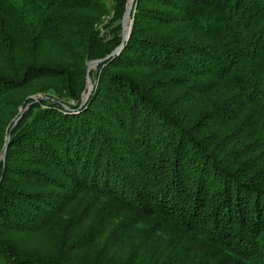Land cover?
Returning <instances> with one entry per match:
<instances>
[{
    "label": "trees",
    "instance_id": "16d2710c",
    "mask_svg": "<svg viewBox=\"0 0 264 264\" xmlns=\"http://www.w3.org/2000/svg\"><path fill=\"white\" fill-rule=\"evenodd\" d=\"M127 1L0 0V152L9 132V147L61 176L15 172L8 147L0 264H86L16 251L3 235L49 224L74 193L159 217L166 237L119 264H179L188 247L212 249L218 264H264V0H134L129 37L90 72L81 105L85 63L120 44ZM42 81L48 98L18 95ZM9 173L52 189L7 187Z\"/></svg>",
    "mask_w": 264,
    "mask_h": 264
},
{
    "label": "rangeland",
    "instance_id": "374dc122",
    "mask_svg": "<svg viewBox=\"0 0 264 264\" xmlns=\"http://www.w3.org/2000/svg\"><path fill=\"white\" fill-rule=\"evenodd\" d=\"M132 1L133 0H131L130 4ZM145 5H150V3L146 2ZM134 12L135 4L133 2L130 13L126 16L125 31L130 22L129 15L133 21L132 16ZM100 30H102V28ZM102 32L105 33V35L107 34V30H102ZM52 54L53 53H50L51 56ZM53 56L64 58V55L57 52ZM38 57L41 61H44V58L48 57L43 48L38 52ZM67 59L68 58H65L66 61ZM88 62L85 63L86 75L88 72L91 79L90 82L93 84L94 88V78L93 74L90 75V72L94 71L97 65L88 68ZM2 63L3 62L0 61V65ZM86 75L85 87L81 93L82 97L88 84ZM46 83L47 81L36 82L30 85V87L23 88L18 92V95L23 99L31 100H37L39 97L48 98V96L44 95L45 93L41 92L46 87ZM189 85L190 84H184L182 88L183 91H185ZM168 93V97H173L179 92L173 90ZM70 102L72 103V101ZM26 108L27 106H24V103L17 106L16 111L18 114L14 119L15 121L22 116ZM7 131L8 128L5 131V135ZM9 139L10 136L8 132V134L4 136V143L0 152V162L3 166L8 164L6 163V152L9 147ZM14 149L15 148L9 147V154L14 156L9 160V165H11L15 172L23 173L25 169L34 168L39 171H45V173L53 175L56 178H61V176L57 175L45 164L32 162L26 159L28 154H22L19 149ZM6 185L10 188L19 185L29 191H45V189H52L51 186H47L46 183L40 182L37 179H22L17 173H9ZM107 201L99 195L89 193H79L77 195V193H74L73 198H70L66 204H63L60 212L55 215L56 218L52 219L49 224L41 226L38 229L24 232L6 230L3 235L6 239L8 238L7 241L10 242L16 251H41L48 254L65 250L66 253L70 255H79L80 258L78 259L81 260L80 262L86 264L108 262L110 264H119L124 260L126 261V259H130V251L136 255V252H138L142 246L146 247L148 244L149 246L151 244L154 245L156 238L166 237V232L163 228L164 225L160 222L159 217L135 216L134 213L120 210L117 207L116 213L111 212L106 210ZM181 251L182 253L180 254L176 251L174 255L175 258L171 261L178 260L179 264H218L216 256H214L216 254H214V251L210 248L199 247L196 254L193 250L190 251V247L182 249ZM211 257L213 258L211 259ZM205 258H209V260L207 261ZM180 259L183 261L181 262ZM169 262L170 261H166L165 264H169Z\"/></svg>",
    "mask_w": 264,
    "mask_h": 264
},
{
    "label": "water",
    "instance_id": "95a60500",
    "mask_svg": "<svg viewBox=\"0 0 264 264\" xmlns=\"http://www.w3.org/2000/svg\"><path fill=\"white\" fill-rule=\"evenodd\" d=\"M133 1H134V0H133ZM133 1H132V3H131L130 5H128V4L126 5L125 11H124L123 16H122V21H121V25H122V33H121V42H120V44H119V45H118V46H117V47H116V48H115V49H114V50H113L108 56H106V57H104V58H102V59L89 61V62L87 63V67H88V68H90V67H92V66H96V65H98L99 63H101V62L107 60L109 57L119 54V52L122 50L125 41H126L127 38L129 37L130 30H131L132 19H131V16H130V15H129L130 22H129V25H128V28H127L126 31L124 30V27H125L126 16L130 13V10H131V8H132V6H133ZM103 35H105V33H103ZM86 76H87L86 78H87V83H88V82L91 81L88 72H87V75H86ZM92 89H93V84L90 82L89 89H88V91H87V93H86L85 98H83L81 105H82V104L88 99L89 95L91 94ZM28 106H29V104L27 105V107H28ZM17 120H18V119H17ZM17 120L13 123V125H12L11 128L14 127V125H15L16 122H17Z\"/></svg>",
    "mask_w": 264,
    "mask_h": 264
},
{
    "label": "bare ground",
    "instance_id": "6f19581e",
    "mask_svg": "<svg viewBox=\"0 0 264 264\" xmlns=\"http://www.w3.org/2000/svg\"><path fill=\"white\" fill-rule=\"evenodd\" d=\"M130 2H131V0H129L128 1V5H130ZM126 30H127V28H126ZM89 86H90V82H88V84H87V89L85 90V92H84V94H83V97L82 98H85V96H86V93H87V91H88V89H89ZM93 90V89H92ZM92 92V91H91ZM90 96V95H89Z\"/></svg>",
    "mask_w": 264,
    "mask_h": 264
}]
</instances>
